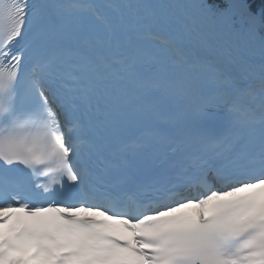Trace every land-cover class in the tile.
I'll return each instance as SVG.
<instances>
[{
    "label": "snow or ice",
    "instance_id": "1",
    "mask_svg": "<svg viewBox=\"0 0 264 264\" xmlns=\"http://www.w3.org/2000/svg\"><path fill=\"white\" fill-rule=\"evenodd\" d=\"M0 264H264V6L0 0Z\"/></svg>",
    "mask_w": 264,
    "mask_h": 264
},
{
    "label": "trees",
    "instance_id": "2",
    "mask_svg": "<svg viewBox=\"0 0 264 264\" xmlns=\"http://www.w3.org/2000/svg\"><path fill=\"white\" fill-rule=\"evenodd\" d=\"M254 1V5L257 3V2H259V1H261V0H253ZM262 3H263V5H264V0H262Z\"/></svg>",
    "mask_w": 264,
    "mask_h": 264
}]
</instances>
